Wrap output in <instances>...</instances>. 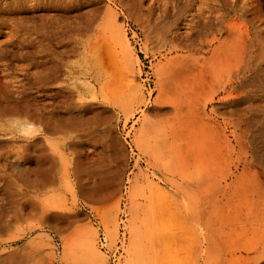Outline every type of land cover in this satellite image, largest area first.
<instances>
[{
	"label": "rangeland",
	"instance_id": "1",
	"mask_svg": "<svg viewBox=\"0 0 264 264\" xmlns=\"http://www.w3.org/2000/svg\"><path fill=\"white\" fill-rule=\"evenodd\" d=\"M0 1H15L13 10L0 12V80L11 90H36L30 107L43 120H30L38 137L34 143H45L53 175L44 190H36L18 171L9 172L17 177L16 184H2L8 168L0 159V253L33 244L52 252V264H264V246H256L264 239V226L247 216L249 207H244L250 198L256 204L259 196L242 194L231 211L218 200L230 167L224 129L252 108V133L264 130L260 91H252L227 112L223 109L216 121H194L195 157L184 172L191 190L176 207L169 136L173 114L160 106V99L168 100L171 92L165 88L160 95L158 84L160 76L168 75L173 50H183L191 32L183 22L185 0H162L165 13L173 1L181 9L174 25L162 17L163 8L151 12L148 0H138L140 10L127 9L118 0ZM203 1H192L193 20L207 15L208 3L225 22L243 24L229 0ZM203 20L209 25L205 41H210L213 21ZM203 56L211 54L195 55ZM216 61L205 63L212 69L197 109L207 101V91L229 78V65L215 68ZM258 69L264 78V62ZM76 82L82 86L79 103L51 104L56 96L71 98ZM22 121L0 116V153L9 158L30 140L20 130ZM20 162L28 178L35 177V159ZM253 168L256 173L261 166L256 161ZM210 193L218 198L212 195L207 204ZM44 206L52 210L46 223L41 220ZM229 218H235L234 226L227 224ZM247 224L249 231L239 234Z\"/></svg>",
	"mask_w": 264,
	"mask_h": 264
},
{
	"label": "bare ground",
	"instance_id": "2",
	"mask_svg": "<svg viewBox=\"0 0 264 264\" xmlns=\"http://www.w3.org/2000/svg\"><path fill=\"white\" fill-rule=\"evenodd\" d=\"M65 1V0H64ZM79 0L66 1L67 3H77ZM121 6L130 10H140L141 3L138 0H118ZM193 0H185L186 8L184 12L183 22L190 35L187 36L182 45V49L173 50L176 54L172 57L170 67L168 68L167 77L160 76L158 84L159 94L162 95L166 89L171 92L170 98L160 99V106H168L172 111V126L169 131L171 137L170 149L173 156L172 171L174 172V198L176 207L179 210L182 197L190 193L191 183L189 177H186L192 159L195 157L193 129L195 128V120L199 117L201 120L219 119L223 109L225 112L231 110V106L238 101L246 100L251 97L254 90L260 91L261 97H264V78L261 77L258 67L264 62V8L261 5V0H229L235 8L232 11L236 16L243 19V24L234 26L229 22H225L222 15L218 13V9L208 6L206 3L207 15L200 12L201 7L198 6V17L202 18L199 21L193 20L195 16H191V11L195 6ZM204 2L203 0H200ZM212 1V0H211ZM225 1V0H224ZM151 3V12L159 11L163 8L162 17L167 18L169 24L174 25L177 18L181 15V9L174 5V1L170 2V9L167 13V6L162 0H148ZM15 1L1 4V10L11 11ZM154 9V10H153ZM190 17V19H189ZM212 19L213 36L210 41H205V30L209 28L208 21L203 19ZM216 21V22H215ZM199 27V28H198ZM198 28V29H197ZM186 29V30H187ZM186 31V33L188 32ZM163 33H167V29L163 26ZM120 39L125 42V35L118 33ZM166 35L161 38L164 41ZM215 42L218 44L211 49L204 50V46L211 47ZM23 43L31 44L32 41L24 40ZM197 52L207 53L209 57H195ZM210 59H217L213 66L218 68L221 65H229L230 74L227 82L221 85L218 89L211 88L207 101L201 106L200 100L202 94L206 92L207 79L212 67L206 68L205 63ZM6 82L0 80V116L6 117H21L23 121L20 123V130L28 133V143L25 146L18 147L13 151L11 158L0 153V159H4V166L8 169L3 175L2 184H16L17 177L12 176V173L18 171L21 174L19 177L24 180H29L36 190H44L50 187L53 183V175L51 167L48 166L49 157L46 153L45 143H34L38 138L35 134L30 120L42 121L43 116L36 111H32L30 105L36 97L32 94L36 92L34 87L19 86L15 90H11ZM166 88V89H165ZM16 93V94H14ZM73 96L71 98L56 96L52 98V103L60 105L77 104L80 102L82 94V86L78 82L73 84ZM91 97L97 98L92 90ZM24 105H21V103ZM5 103V104H4ZM4 104V105H3ZM89 104H85L86 107ZM224 112V113H225ZM252 108L244 114L237 116L228 122L227 127L223 132V141L227 148V156L229 161V171L225 176V186L222 187V196L219 195V202H223L228 211L237 209L240 204L242 194L251 192L259 196L250 198L245 208V214L254 216L256 221L264 226V130L256 128L251 131L253 125ZM251 131V133H250ZM256 133V135H255ZM6 134V133H3ZM8 139V138H6ZM4 141V139H3ZM47 142V140H45ZM253 145V147H252ZM31 153H34L33 155ZM36 153V154H35ZM30 162L35 159L37 168L35 177L29 179L27 172L22 169L20 160ZM261 166L260 171L251 172L255 162ZM184 173V175H182ZM95 194V190L91 192ZM206 197V203L210 204L214 198V193H210ZM214 198H213V196ZM185 202L186 199H183ZM204 201V200H203ZM252 202V203H251ZM43 217L41 220L46 223L50 219L52 210L47 206L41 208ZM239 217V214H237ZM229 226L236 224L235 218H229L227 222ZM247 227L240 231L239 234H246L249 231ZM264 233V232H263ZM114 232H111V236ZM263 239V238H262ZM92 247V240L87 241ZM264 246V239L256 243V246ZM46 247L39 246L34 248L33 244L23 245L10 251L0 253V264H52V252H45ZM39 262V263H37Z\"/></svg>",
	"mask_w": 264,
	"mask_h": 264
}]
</instances>
